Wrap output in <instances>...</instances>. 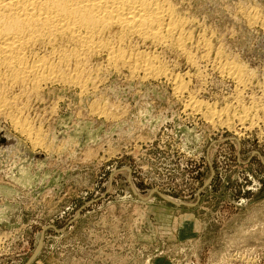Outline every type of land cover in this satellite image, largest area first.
<instances>
[{
	"label": "rangeland",
	"instance_id": "1",
	"mask_svg": "<svg viewBox=\"0 0 264 264\" xmlns=\"http://www.w3.org/2000/svg\"><path fill=\"white\" fill-rule=\"evenodd\" d=\"M166 2L159 76L0 83V264H264V0Z\"/></svg>",
	"mask_w": 264,
	"mask_h": 264
},
{
	"label": "bare ground",
	"instance_id": "2",
	"mask_svg": "<svg viewBox=\"0 0 264 264\" xmlns=\"http://www.w3.org/2000/svg\"><path fill=\"white\" fill-rule=\"evenodd\" d=\"M175 18L166 0H0V83L9 86L31 84L37 88L57 81L85 85L81 73L91 56L105 57L112 68L130 64L132 71L139 68L136 65L138 57L143 61L141 68L146 75L161 74L154 73L157 68L134 47L131 53L136 59L128 63L127 52L132 47H126L125 42L136 38L141 40L140 44L143 41L155 46L166 45L184 26ZM179 35L175 44L182 48V32ZM63 67L71 68L72 74L62 75ZM97 108L96 105L94 109ZM23 131L25 134L29 129ZM39 140L36 141L38 146Z\"/></svg>",
	"mask_w": 264,
	"mask_h": 264
}]
</instances>
